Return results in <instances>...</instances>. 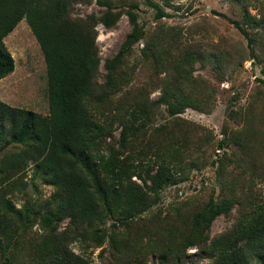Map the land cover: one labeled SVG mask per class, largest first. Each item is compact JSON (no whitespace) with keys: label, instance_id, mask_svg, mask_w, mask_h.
Wrapping results in <instances>:
<instances>
[{"label":"trees","instance_id":"obj_1","mask_svg":"<svg viewBox=\"0 0 264 264\" xmlns=\"http://www.w3.org/2000/svg\"><path fill=\"white\" fill-rule=\"evenodd\" d=\"M93 1L99 12L75 14ZM233 1L247 41L237 51L192 41L184 26L160 21L145 30L135 3L116 10L109 0H0V79L15 66L3 39L24 18L43 54L48 100L42 115L0 99V264H93L95 249L101 264H180L191 247L206 264H264V0ZM145 3L156 20L168 16ZM123 13L131 29L102 61L97 26L115 27ZM245 59L263 77L230 110L234 123L220 138L183 116L187 108L208 114L216 100L217 86L194 76L195 64L222 81ZM142 63L149 72L133 83ZM207 165L217 191L161 202L164 188ZM34 180L51 192L23 200ZM218 216L226 223L212 235Z\"/></svg>","mask_w":264,"mask_h":264},{"label":"rangeland","instance_id":"obj_2","mask_svg":"<svg viewBox=\"0 0 264 264\" xmlns=\"http://www.w3.org/2000/svg\"><path fill=\"white\" fill-rule=\"evenodd\" d=\"M167 13L161 20L155 19V9L145 3V0H109L116 10L126 9L131 3L137 4L135 11L138 14L139 24L145 30L155 27L160 21L166 25L184 26L190 29L193 36L192 41L203 45L219 43L221 45H231L233 49L247 48V41L238 28L234 25V20H240L242 10L233 0H154ZM75 14L85 15L91 11L99 12L103 7L93 1L91 4H77ZM255 13V9H251ZM131 29L128 16L123 13L117 25L106 28L102 24L97 26V45L100 56L103 59L113 56L119 49L120 44L125 38V34ZM6 47L14 59V71L0 79V99L14 107L31 109L42 115L48 114L47 100V79L46 66L40 46L31 32L27 22L23 18L17 26L3 39ZM142 43L133 46L132 54L139 53ZM133 59V58H132ZM100 69L103 70L101 64ZM260 65L252 59H245L240 66H237L232 76H226L224 80L216 79L209 66L200 67L195 64L194 76L202 77L217 86L216 100L212 111L208 114L200 113L196 110L187 108L183 116L189 120L198 122L209 127L217 136H222L221 130L227 124H233L234 120L229 116V112L237 105L245 104L249 97H252L259 78H262ZM149 66L141 64L133 77V83L143 81ZM237 98H232L235 92ZM155 91L153 96L157 95ZM216 156V154H215ZM214 156V157H215ZM29 166V165H28ZM31 171L25 178L30 179ZM214 168L207 165L200 170L191 173L188 180L163 189L161 202L166 204L175 199L193 193L198 189L204 192L214 187L217 191ZM257 189L264 197V182L257 184ZM51 192L50 186L38 180L28 187L23 200L32 199L40 195H48ZM43 193V194H42ZM23 200L13 201L16 206H20ZM226 220L218 216L212 222L211 234L214 235L224 229ZM75 252H81L79 243L71 245ZM99 249H95L91 255L93 264H101L98 256ZM158 258L151 257L149 264H157ZM207 257L200 250L191 247L187 251V256L181 260L180 264H206ZM258 264V263H254Z\"/></svg>","mask_w":264,"mask_h":264}]
</instances>
